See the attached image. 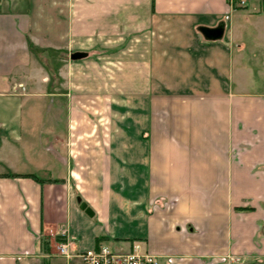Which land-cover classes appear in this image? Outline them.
<instances>
[{
  "label": "crops",
  "instance_id": "1",
  "mask_svg": "<svg viewBox=\"0 0 264 264\" xmlns=\"http://www.w3.org/2000/svg\"><path fill=\"white\" fill-rule=\"evenodd\" d=\"M263 68L264 0H0V264H264Z\"/></svg>",
  "mask_w": 264,
  "mask_h": 264
},
{
  "label": "built area",
  "instance_id": "2",
  "mask_svg": "<svg viewBox=\"0 0 264 264\" xmlns=\"http://www.w3.org/2000/svg\"><path fill=\"white\" fill-rule=\"evenodd\" d=\"M230 1L245 5L248 0ZM58 253L67 260L66 264H160L158 257L149 252L115 251L106 245L80 250L70 240L58 245Z\"/></svg>",
  "mask_w": 264,
  "mask_h": 264
},
{
  "label": "rangeland",
  "instance_id": "3",
  "mask_svg": "<svg viewBox=\"0 0 264 264\" xmlns=\"http://www.w3.org/2000/svg\"><path fill=\"white\" fill-rule=\"evenodd\" d=\"M88 24L84 25L83 29H82V37H81V41H80V45H79V49L80 50H87L89 52V56L88 58L82 60L81 64L78 67H68L67 66V72L69 71V73H71L72 75H82V76H88V77H93V31H90L88 28ZM78 45V44H76ZM75 48H77L78 46H74ZM73 48V47H72ZM69 54H70V50L67 48L65 49V54H63L62 56L64 58H66V60H69ZM45 56H47V54H44ZM47 62L50 64L51 69L53 68L55 71V61H53V59L51 58H47ZM264 71V68L262 69ZM56 72V71H55ZM259 80L261 81L259 84L256 85V89H264V77L260 76ZM48 103V104H47ZM46 103V107H51L53 110H56L57 107V101L55 100V98H48V102ZM54 103V105H53ZM87 106V105H86ZM61 108V105H60ZM64 108H67V106ZM66 110V109H65ZM59 121L62 124H67L68 122V115L66 114V112H60V116H59ZM111 248L115 251H120L116 248H113L111 246ZM236 264L238 263L237 261H233L231 264Z\"/></svg>",
  "mask_w": 264,
  "mask_h": 264
},
{
  "label": "water",
  "instance_id": "4",
  "mask_svg": "<svg viewBox=\"0 0 264 264\" xmlns=\"http://www.w3.org/2000/svg\"><path fill=\"white\" fill-rule=\"evenodd\" d=\"M219 32L220 31H209V34L210 36H217L219 35ZM88 52L87 51H83V50H76V51H73L71 54H70V58L73 59V60H79V59H83V58H86L88 56ZM78 201H80V207L85 210L88 214H93L91 208L88 206V204L85 202V201H82L81 200V197L78 196Z\"/></svg>",
  "mask_w": 264,
  "mask_h": 264
}]
</instances>
